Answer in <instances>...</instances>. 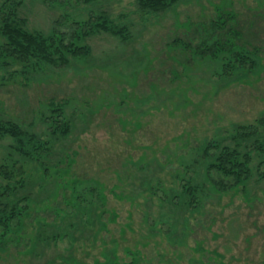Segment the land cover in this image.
I'll use <instances>...</instances> for the list:
<instances>
[{
    "label": "rangeland",
    "instance_id": "rangeland-1",
    "mask_svg": "<svg viewBox=\"0 0 264 264\" xmlns=\"http://www.w3.org/2000/svg\"><path fill=\"white\" fill-rule=\"evenodd\" d=\"M217 7L233 14L238 44L258 51L260 69L218 80L210 62L177 44L196 43V27L209 24ZM23 13L31 29L68 32L93 52L72 59L69 67H49L31 76L0 69V121L32 124L45 134L43 117L50 104H65L73 130L56 143L53 161L69 157L65 182H97L115 221L91 216L94 225L87 235L80 227L64 231L75 245L71 249L67 240L57 247L41 245L39 234L48 230L34 217L50 201L38 193L40 201L21 231L30 244L25 242L20 252H0V264H95L102 259L101 233L109 263L115 249L122 258L130 249L140 252L141 264H264L259 160L245 189L221 192L206 181L200 154L209 142L228 143L236 126L255 125L264 132V124L259 125L264 121V0H185L159 15L143 13L135 0H25ZM104 13L132 38L121 42L99 34L84 39L85 23ZM9 144L0 142V166ZM37 176L35 185L17 191L19 199L50 178ZM182 179L203 184L198 206L187 194L176 199L183 194Z\"/></svg>",
    "mask_w": 264,
    "mask_h": 264
},
{
    "label": "trees",
    "instance_id": "trees-1",
    "mask_svg": "<svg viewBox=\"0 0 264 264\" xmlns=\"http://www.w3.org/2000/svg\"><path fill=\"white\" fill-rule=\"evenodd\" d=\"M135 1L143 13L159 15L185 0ZM23 5L25 0H4L0 5L1 70H12V75L31 76L49 67H69L72 59L92 55L91 46L77 45L73 41L74 37L68 32L45 33L31 29L28 18L24 16ZM216 10V17L209 24L196 27V43L189 41L190 44H187L177 41V44H184L182 46L193 52L194 57L210 62L212 71L216 69L213 78L218 80L235 79L245 72L260 69L258 51L248 50L243 44H238L239 32L231 24L235 19L233 14L220 7ZM67 19L68 15H63L61 20ZM114 21L106 13L92 17L88 23H85L84 39L107 34L120 39L121 42L129 41L132 35L128 29L120 28ZM48 110L49 115L43 117V122L47 126L45 134L35 132L30 127L32 124L26 126L17 121H0V142H10L6 147L4 164L0 166V252L10 251L11 248L17 252L23 250V244L27 241L24 240L21 231L24 229L26 215L32 211L34 203L40 201L37 200L38 193L46 195L44 201H50L44 202V205L49 207L45 206V209L34 217L42 228L48 230L39 234L38 240L41 245L48 246L51 242L57 247L67 240L71 249L75 245L67 232L70 233L80 227V233L87 235L94 225L91 216L99 219L100 222L115 221L114 217L105 210L106 196L97 182H86V180L65 182L62 178L63 172L69 169V157L66 156L61 162L53 161L55 155L57 158L56 143L70 137L73 121L66 115L65 104L51 103ZM262 124L264 121L259 125ZM234 129V132L230 133L231 139L228 143L209 142L200 151L202 160H205L204 165L206 164V181L212 182L214 188L221 192L236 187L244 188V184L254 173L252 165L255 159L259 160L256 166L257 174L264 180V172L261 171L264 165L263 130L255 125H239ZM52 167H54V176L50 174ZM37 172L46 173L50 178L40 183L37 192L32 191L29 196L19 199L17 191L21 187L25 189L28 184L35 185L36 180H39ZM182 180L183 194L176 199H185L187 194L192 206H198L197 196L203 189V184L194 185L193 180ZM161 201L167 202L166 198ZM31 218L33 220V216ZM64 231L67 232L63 233ZM101 235L104 239L103 233ZM102 238L100 237L98 245L103 248L102 259L95 264H123L125 259H129L130 264H141L140 252L130 249L124 251L125 258L120 257L119 251L115 249V260L109 263L104 246L101 244ZM29 241L26 247L28 243L30 244Z\"/></svg>",
    "mask_w": 264,
    "mask_h": 264
}]
</instances>
